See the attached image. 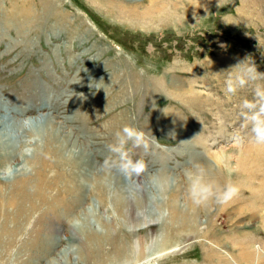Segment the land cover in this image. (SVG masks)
Returning <instances> with one entry per match:
<instances>
[{
    "label": "rangeland",
    "instance_id": "374dc122",
    "mask_svg": "<svg viewBox=\"0 0 264 264\" xmlns=\"http://www.w3.org/2000/svg\"><path fill=\"white\" fill-rule=\"evenodd\" d=\"M250 66L259 79L226 94ZM256 84L264 0H0V116L20 136L15 157L0 153V264H127L119 248L129 264H264V144L240 109ZM41 116L85 157L81 200ZM124 125L147 140L126 146L146 163L131 177L102 166ZM197 170L238 194L196 205ZM103 171L140 200L130 213L97 193Z\"/></svg>",
    "mask_w": 264,
    "mask_h": 264
},
{
    "label": "clouds",
    "instance_id": "9594fccd",
    "mask_svg": "<svg viewBox=\"0 0 264 264\" xmlns=\"http://www.w3.org/2000/svg\"><path fill=\"white\" fill-rule=\"evenodd\" d=\"M257 70L250 66L243 72L230 76L225 81V93L235 94L239 89L259 79ZM241 115L251 125V139L257 144H264V85L256 84L253 89V98H245L240 104ZM115 142L108 145L109 151L115 154L114 158L103 161L104 167H118L126 176L139 175L146 169L143 159H133L128 147L129 142L134 146L147 147L144 131L132 125H124L115 133ZM192 180L190 195L196 205L215 199L221 204L233 199L239 192L235 184L220 185L218 182L205 177L203 170L189 173Z\"/></svg>",
    "mask_w": 264,
    "mask_h": 264
},
{
    "label": "bare ground",
    "instance_id": "6f19581e",
    "mask_svg": "<svg viewBox=\"0 0 264 264\" xmlns=\"http://www.w3.org/2000/svg\"><path fill=\"white\" fill-rule=\"evenodd\" d=\"M24 12V11H23ZM25 14H27V12L25 13H21V17H23ZM6 17V16H5ZM20 25V24H18ZM21 26V25H20ZM19 30H21V28L18 27ZM28 49V48H27ZM65 68V67H64ZM29 81V80H28ZM66 81V80H65ZM21 91V90H20ZM123 95V94H122ZM144 103V102H143ZM2 110V109H1ZM4 111V110H3ZM59 112V111H58ZM128 114V113H127ZM40 119H36L35 121H40L41 124H42V121L47 123V125L52 129V133L50 134V136H48V138L44 135V131H45V126L43 127H40V122L35 124V121L34 119H31L30 120V126L34 129L35 132L38 133L39 137L40 138H43V135L45 137V139L49 142L50 144V149H49V153L53 154L56 156V159L59 163L62 164V166L64 165V168L67 167L70 169L71 171V174L74 178H75V181H78L80 182V188H70V191L73 193V192H76L77 195L79 196V198H76V200H81V194L83 193V191L85 190V187L87 185V183H85V177L83 176L84 175V172L81 173L80 169H82L83 167V161H84V158L85 157H82L81 156V153H78L77 152V158H76V150H68V142L67 141H63V139H60L59 136H58V131H61L62 130H59V128H56L54 129V127L52 128V122H48L49 118H44V117H39ZM93 120V118H91ZM23 120V119H22ZM78 120V119H77ZM34 121V122H33ZM76 121V120H75ZM94 121V120H93ZM23 122V121H22ZM27 122V121H26ZM109 122V121H108ZM13 123H19L18 121L14 120L11 118L8 119L7 117H4V116H0V153L3 155L4 159L6 158H12V157H15L17 153V148H16V145L18 144L19 140H20V136L18 134V131H14L12 128H13ZM12 124V125H11ZM24 124V123H23ZM27 125H29L28 123H26ZM24 124V125H26ZM124 124V123H123ZM180 124V123H179ZM61 125V124H60ZM83 125V124H82ZM119 125V124H118ZM16 126V125H15ZM181 126V125H180ZM14 129L16 130V128L14 127ZM84 129V128H83ZM25 131V130H24ZM40 131H43L42 133H40ZM40 133V134H39ZM69 134V133H68ZM47 135V133H46ZM114 138V137H113ZM38 142V140H37ZM67 143V144H66ZM70 143V142H69ZM27 144V143H26ZM48 144V146H49ZM37 145V144H36ZM38 146V145H37ZM9 147H11V149H8ZM22 152V151H21ZM24 153H26V151H24ZM31 153V152H30ZM107 153V152H105ZM109 153V152H108ZM27 155V154H26ZM109 155V154H108ZM111 156V155H110ZM89 158V157H88ZM47 160V159H46ZM54 160V159H53ZM88 161V160H87ZM86 162V161H85ZM86 165V164H85ZM90 167V166H89ZM6 168H8L6 166ZM5 168V169H6ZM92 168V167H90ZM8 170V169H6ZM83 170V169H82ZM65 171V170H64ZM63 171V172H64ZM11 172V171H9ZM67 173V172H66ZM70 173V172H69ZM94 173V172H93ZM62 174V173H60ZM83 174V175H82ZM9 176H13L14 174L13 173H8ZM55 175V174H54ZM89 175V174H88ZM102 177L101 179L98 181L97 179V188H96V191L97 193H104L106 194V190L109 191L110 190V194H113V200L115 201V203H118L121 205V207H125L127 209V212L130 213L132 211V204H135L137 205V203H140V200L136 197V196H133L131 197L132 195H128L129 198L127 197H124L123 196V193L124 191L122 192V190L125 188L120 186L118 183H116L115 181H118L117 179L119 180H122L120 176L117 177H113L111 175H107V172L104 173V171L102 172V174H100ZM70 176H68L69 178ZM206 177V176H205ZM61 178V177H60ZM208 178V177H206ZM67 179V178H66ZM71 179V178H70ZM73 179V178H72ZM96 179V178H95ZM64 180V179H63ZM74 180V179H73ZM94 181V180H93ZM215 181V180H214ZM89 182V181H88ZM217 182V181H216ZM67 183V182H66ZM72 183V182H71ZM66 185V184H65ZM95 185V184H94ZM88 186V185H87ZM93 187V188H94ZM106 188V189H105ZM66 189V188H65ZM78 189V191H76ZM109 189V190H108ZM69 190V189H67ZM95 190V189H94ZM138 190L141 192V189L138 188ZM70 192V193H71ZM82 192V193H81ZM126 192V191H125ZM96 193V192H95ZM39 194V193H38ZM56 195V194H55ZM74 195V194H73ZM72 195V196H73ZM42 196V195H41ZM40 197V196H39ZM55 197V196H54ZM44 198V197H43ZM70 198V197H69ZM174 201H175V195L174 197L172 198ZM177 200V199H176ZM47 201V200H45ZM54 201V200H53ZM58 201V200H57ZM62 201V200H61ZM51 202V201H50ZM176 202V201H175ZM71 203V202H70ZM52 204V203H51ZM50 204V205H51ZM64 204V203H63ZM55 205V204H54ZM56 205H58L56 203ZM60 205V204H59ZM77 205V204H76ZM67 206V205H66ZM64 206V207H66ZM52 207V206H50ZM59 207V206H57ZM75 207V206H74ZM176 207V206H174ZM54 208V207H53ZM71 208V207H69ZM59 209V208H58ZM63 209H66V208H63ZM54 210H57L56 208ZM124 210V209H123ZM53 211V210H51ZM58 211V210H57ZM68 210H66L67 212ZM126 211V210H125ZM56 213V212H55ZM59 214V213H57ZM56 215V214H55ZM76 228L77 229H80V230H84L83 227H80L78 224H76ZM91 231L94 233L95 231H93L91 229ZM103 235L105 234V232L102 233ZM92 237H94L95 240L98 239V244L95 243V246L97 247H100L101 245V241L103 240L102 237H99L95 234H90ZM104 240H106V238L110 239V236H111V233L108 231L106 232V234L104 235ZM97 238V239H96ZM101 249V248H100ZM128 250V249H127ZM115 262H117L118 260L121 261L120 259L123 260V258H125L127 264L130 263V258L131 255L128 256V252H126V248L124 249H118L116 252H115ZM118 261V262H119Z\"/></svg>",
    "mask_w": 264,
    "mask_h": 264
}]
</instances>
